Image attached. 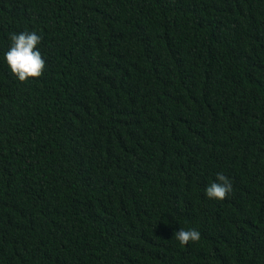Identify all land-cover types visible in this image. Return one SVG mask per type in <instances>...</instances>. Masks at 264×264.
Masks as SVG:
<instances>
[{"label":"trees","instance_id":"trees-1","mask_svg":"<svg viewBox=\"0 0 264 264\" xmlns=\"http://www.w3.org/2000/svg\"><path fill=\"white\" fill-rule=\"evenodd\" d=\"M0 264H264V0H0Z\"/></svg>","mask_w":264,"mask_h":264},{"label":"clouds","instance_id":"clouds-1","mask_svg":"<svg viewBox=\"0 0 264 264\" xmlns=\"http://www.w3.org/2000/svg\"><path fill=\"white\" fill-rule=\"evenodd\" d=\"M42 41V36L36 31H20L10 34V46L4 53L3 59L10 72L20 82L27 81L29 78H38L45 71L46 59L42 56L38 47ZM233 191V185L226 175L222 172L217 173L215 180L208 185L204 194L208 199L224 200ZM175 238L181 245L189 242H197L201 234L196 229L185 230L179 228L175 232Z\"/></svg>","mask_w":264,"mask_h":264}]
</instances>
